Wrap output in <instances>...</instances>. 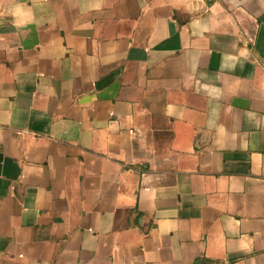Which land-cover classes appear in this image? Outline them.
<instances>
[{
    "label": "crops",
    "instance_id": "0c3cea01",
    "mask_svg": "<svg viewBox=\"0 0 264 264\" xmlns=\"http://www.w3.org/2000/svg\"><path fill=\"white\" fill-rule=\"evenodd\" d=\"M0 264H264V0H0Z\"/></svg>",
    "mask_w": 264,
    "mask_h": 264
}]
</instances>
